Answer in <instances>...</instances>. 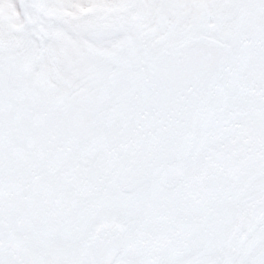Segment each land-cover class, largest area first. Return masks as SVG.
Returning a JSON list of instances; mask_svg holds the SVG:
<instances>
[{
    "label": "snow or ice",
    "instance_id": "1",
    "mask_svg": "<svg viewBox=\"0 0 264 264\" xmlns=\"http://www.w3.org/2000/svg\"><path fill=\"white\" fill-rule=\"evenodd\" d=\"M0 264H264V0H0Z\"/></svg>",
    "mask_w": 264,
    "mask_h": 264
}]
</instances>
